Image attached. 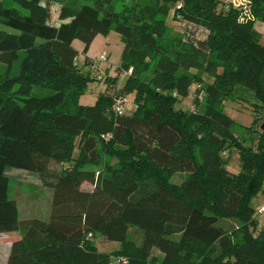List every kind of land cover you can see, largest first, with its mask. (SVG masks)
Instances as JSON below:
<instances>
[{"label": "trees", "instance_id": "16d2710c", "mask_svg": "<svg viewBox=\"0 0 264 264\" xmlns=\"http://www.w3.org/2000/svg\"><path fill=\"white\" fill-rule=\"evenodd\" d=\"M246 2L251 17L241 21L243 9L220 8L222 0H0V234L21 233L2 264H264L251 203L264 191V43L255 28L264 0ZM54 3L59 26L50 24ZM173 9L182 34L167 25ZM113 31L124 42L119 74L132 72L119 94L81 105L91 76L74 42L87 54ZM195 85L196 111L178 109ZM239 86L258 101L245 137L215 125ZM131 94L135 110L117 115L116 99ZM232 149L239 173L223 157ZM50 161L65 165L59 175ZM9 167L39 175L52 192L49 217H22ZM176 174L187 175L180 186ZM223 218L242 225L226 232ZM131 227L144 234L139 247L128 241ZM98 235L121 250L101 252L91 241Z\"/></svg>", "mask_w": 264, "mask_h": 264}, {"label": "rangeland", "instance_id": "374dc122", "mask_svg": "<svg viewBox=\"0 0 264 264\" xmlns=\"http://www.w3.org/2000/svg\"><path fill=\"white\" fill-rule=\"evenodd\" d=\"M246 3L244 6H241L242 4H238V6H236L242 9L243 7H247V10H249L248 6H246ZM226 4L229 5V3H224L222 0V4L219 7L222 8ZM51 13V25L58 26L63 23V21H61L59 17L60 5L58 3H54L51 6ZM176 17L177 15L175 14V9H173L169 17L167 18V25L174 33L182 34L184 30V23L182 22V20H177L179 16L177 17V19ZM262 42L264 43V35ZM75 47H77L81 53V57H79L77 61L78 67L91 76V81L88 83L85 93L78 99L79 104L95 105L98 98L102 94H119L129 76L127 73L119 74V67L122 63V55L124 50V42L122 36L114 31L107 36L100 35L95 40L89 54H83L84 47H82L80 41L75 42ZM104 52L106 53L104 54ZM5 72L6 68L5 66H2L0 70V76H4ZM118 76L119 82L117 84H111V87H108L106 79L108 77L116 78ZM206 80L207 82L213 81V79H209L207 77ZM198 87L200 86L195 85L192 87L190 96L187 99L182 100L181 103L177 105L178 109L186 111H196L194 99L197 96ZM34 93L45 95L48 94L49 91L43 90L41 88H35ZM122 97L126 99L124 113L128 115L132 114L136 107L134 103L135 94ZM200 101L202 103V106H204V95L200 96ZM257 103L258 101L253 97V94L251 92L246 91L239 86L233 100L227 101L225 103V115L217 116L215 118L216 127L218 128V130H220L228 125V127L230 126L234 131L236 136L245 137L243 127H250L252 125L255 119L254 105ZM227 118L232 120L234 124L231 125L230 121ZM263 127H258V130H263ZM255 137L257 136L255 135ZM76 144H79V139H77ZM75 156L78 157V150H76ZM223 157L228 161V170L236 173H239L241 171L242 162L239 158L238 149H232L230 152L223 154ZM107 162H109L113 166L118 164V160L116 158L105 156L104 164ZM104 164L100 167L88 168L100 171L103 169ZM48 167L52 173L59 175L65 168V165H60L53 161H50L48 162ZM6 174L10 179V196L11 198L17 200L21 209V215L24 219L37 218L44 220L51 215L52 192L43 186V183L38 174L12 167H9L6 170ZM186 178V174H176L172 178V183L180 186L183 184ZM82 189L93 190V185H91L90 183H85L82 186ZM251 203L252 207L256 210V224L254 225L253 230H256L257 232L262 227H264V212H260V210L264 208V191L257 197L253 198ZM217 225L223 228L226 232L231 233L241 227L242 223L238 219L223 218L220 219ZM143 236L144 234L140 229L131 227L129 231L128 241L139 247L142 244ZM20 238V232L3 233L0 235V264L7 262L10 254L9 249L11 248L12 243ZM174 238L178 239V236H175ZM91 241L101 252L107 254H112L121 250L122 248V245L120 243L107 241L104 237L99 235L95 238H91ZM155 254L159 255V252L155 251ZM128 263L129 262L127 258L113 257L111 264Z\"/></svg>", "mask_w": 264, "mask_h": 264}, {"label": "built area", "instance_id": "2783aa9c", "mask_svg": "<svg viewBox=\"0 0 264 264\" xmlns=\"http://www.w3.org/2000/svg\"><path fill=\"white\" fill-rule=\"evenodd\" d=\"M244 4H242L241 6H244ZM178 7H181V4L178 5ZM251 15H250V11L247 10V7H243V15L241 17V21H245L246 19H250ZM105 57V56H104ZM132 70H130L127 74H131ZM125 103H126V99L125 98H117L115 101V105H114V111L117 113V115H122L124 113L125 110ZM260 212H264V208H262L260 210Z\"/></svg>", "mask_w": 264, "mask_h": 264}, {"label": "crops", "instance_id": "0c3cea01", "mask_svg": "<svg viewBox=\"0 0 264 264\" xmlns=\"http://www.w3.org/2000/svg\"><path fill=\"white\" fill-rule=\"evenodd\" d=\"M223 2L224 3H229V5L230 4H233L234 6H238V4H244V3H246V0H223ZM229 5H224V7H228ZM66 22H68V21H66ZM59 26V25H58ZM255 28L262 34V35H264V23H262V22H259V21H257L256 22V24H255ZM99 37V36H98ZM97 37V38H98ZM96 38V39H97ZM95 39V40H96ZM95 40H94V42H95ZM76 42V41H75ZM75 42H74V46H75ZM94 42H93V44H94ZM81 44H82V47H84V44L81 42ZM93 44L91 45V47H90V50H89V52H88V54L90 53V51H91V49H92V46H93ZM78 51H79V49L77 48V47H75ZM106 52H104V54H105ZM80 57H81V55H80ZM233 173H236V172H233ZM20 211H21V209H20ZM1 234H3V233H1ZM0 234V235H1ZM11 249V248H10ZM10 249H9V252H10Z\"/></svg>", "mask_w": 264, "mask_h": 264}, {"label": "water", "instance_id": "95a60500", "mask_svg": "<svg viewBox=\"0 0 264 264\" xmlns=\"http://www.w3.org/2000/svg\"><path fill=\"white\" fill-rule=\"evenodd\" d=\"M264 128V127H263Z\"/></svg>", "mask_w": 264, "mask_h": 264}]
</instances>
